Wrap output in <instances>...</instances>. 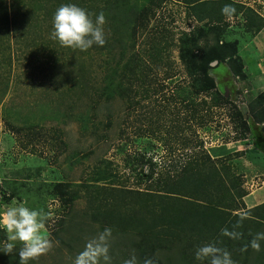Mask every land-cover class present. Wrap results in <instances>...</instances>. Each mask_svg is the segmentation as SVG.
I'll list each match as a JSON object with an SVG mask.
<instances>
[{
	"label": "rangeland",
	"instance_id": "obj_1",
	"mask_svg": "<svg viewBox=\"0 0 264 264\" xmlns=\"http://www.w3.org/2000/svg\"><path fill=\"white\" fill-rule=\"evenodd\" d=\"M11 1L0 0V206L26 201L50 213L46 231L52 247L29 264H72L87 241L103 231L104 223L116 228L109 239L111 264H124L125 253L137 252L133 241L147 233L142 232V225L160 232L169 217L180 213L171 205L176 200L147 195L146 190H160V177L168 178L166 174L173 175L190 160L208 154L216 167L226 161L243 176L246 195L263 192L264 133L250 116L249 105L264 94V76L256 79V72L252 74L244 66L245 77L235 76L238 85L232 88L227 86L234 84L232 80H223L229 76L224 64H229L212 65L218 62L214 61L210 74L228 102L214 106L210 96L199 95L187 108L178 98V87L187 85L190 77L179 59L177 41L183 32L204 23L191 16L182 0H166L148 30L138 31L135 47L130 38L131 19L125 17L128 13L122 11V21L114 26L106 17V37L122 36L127 45L121 54L114 40L118 48L111 53L118 58L123 55V60L139 52L152 63L146 55L147 42L158 29L168 36L162 58L172 66L153 69L147 79L151 80L149 86L139 81L133 86V107H127V99L116 96L108 100L106 94H99L96 104L92 102L95 90L103 92L116 79L115 73L109 74L114 62L111 53L94 47L87 51L62 47L51 36L52 21L43 10L45 0H22L15 9ZM102 1H95V8ZM234 1L252 4L248 7L255 13L229 18L224 37L249 63L258 49L248 43L258 31L249 30L252 20L247 15H264V0ZM144 3L146 0H133L128 8L139 9ZM206 42V38L200 39L202 46ZM79 68L82 83L83 77L74 79ZM167 72L171 77H166ZM145 89H149L147 93ZM235 108L248 117L250 132L244 139L235 138L237 132L241 134L233 121ZM188 139L192 142L186 146L184 140ZM244 197L238 199L235 213L248 212ZM128 222L133 232H123ZM5 239L0 231V241ZM181 246L177 241L171 249L157 250L158 260L189 264L190 257L182 254ZM196 248L194 245L193 251ZM0 264H19L18 253L0 252Z\"/></svg>",
	"mask_w": 264,
	"mask_h": 264
},
{
	"label": "trees",
	"instance_id": "obj_2",
	"mask_svg": "<svg viewBox=\"0 0 264 264\" xmlns=\"http://www.w3.org/2000/svg\"><path fill=\"white\" fill-rule=\"evenodd\" d=\"M95 1L97 2V0H88L89 3H87L84 0H75V2L94 14L103 11L105 17L110 19L113 26L115 23L122 21V16L120 15H122V11H126L128 14L125 17L131 19L130 38L133 41L132 47H135L138 31L145 32L148 30L151 19L156 16L157 10L162 7L166 0H146V3L139 9L133 8V10L128 8L133 3V0H103L96 8L94 6ZM64 2L66 0H45L46 9L43 8L45 17L49 16V20L52 21L55 9ZM182 2L189 8L191 16L198 23H204V25L189 32H183L177 41L179 59L185 68L187 77H190V82L187 85H179L178 91H180V94L178 98H181L187 108L192 106L191 103L199 95L210 96L214 106L225 104L228 100L224 94L218 91L216 81L210 74L211 63L218 61L219 65L220 62H227L235 76L245 77L243 60L239 56L236 45L226 40L224 36L229 18L237 17L246 12H255L252 8L234 0H182ZM21 3L22 0L11 1L14 9L16 5ZM225 4L233 5L236 12L231 15L223 14L221 9ZM247 17L248 20H252L248 25L250 31L255 33L264 27V20L259 17L258 19L248 15ZM212 35L213 38L210 40ZM166 37L168 36L158 29L151 41L147 42L150 48L146 50V55L153 59L152 63L142 58V54L139 52L131 54L124 60L123 55H121V58L113 55L111 52H116L115 49L118 47H120L121 54H125L127 50V45L123 43L122 36L107 38L104 46L93 45L96 50H106L107 54H112L110 61L114 62L112 67H109L111 70L109 74L115 73L116 79L111 80L104 89L102 88L103 92L99 89L95 90L92 93V102L96 104L95 99L97 97L100 98L98 95L100 94L102 97L106 94L108 100L116 96L121 99H127V107H133L136 103L133 96V86L138 81L144 87L149 86L151 80L147 79H150V72L153 69L172 66L169 62H164L165 60L162 58L164 51L168 48ZM201 38H206L207 40L204 46L200 44ZM114 40L117 41L116 45L118 47L114 46ZM81 77L83 78L79 83L84 81L82 69L79 68L74 79L78 80ZM166 77H171L168 72ZM106 81L107 79L105 78L104 82L106 83ZM83 88L88 89L87 87ZM148 90L145 89L144 91L147 93ZM202 101L204 104L206 103L205 98ZM235 109L236 114L233 121L241 129V134L237 132L235 138L237 140L244 139L250 132L248 117L239 109ZM249 109L250 116L253 117L255 123L261 124L264 130V94L256 97L249 105ZM192 112L195 113L196 110H192ZM191 142V139L184 140L186 146L190 145ZM166 176L168 178H159L160 190H146V193L147 195H159L166 199L172 198L176 200L171 202V205L180 209V213L169 217L167 223H165L169 227L168 230L165 229V224L162 225L160 232H155V228L151 229L142 225V232L147 233L138 235L140 238L133 241L132 246L137 252L135 254L125 253L123 256L124 261L135 255L138 257L137 261H139V264H144L145 260H151L152 264H163L162 261L158 260L157 250L171 249L179 241L182 243L180 249L182 254L188 258L190 257L188 259L191 260L189 264H195V262H192V260L195 261V251H193L192 247L197 241L199 244L217 241L222 234L221 230L224 228L229 230H244L247 228L248 223L246 221L249 218L246 219L244 215L235 213L238 212L236 208L238 199L241 200L246 195L244 188H242L244 183L243 176L232 171L228 162H221V166L216 167L213 158L208 154L200 158V160H190L180 170H176L175 174H166ZM86 185L89 186L91 184H84V186ZM114 195L115 193L112 196ZM262 207L264 209V205ZM262 209L260 207L250 210V213L253 212L254 216H257L256 218L261 219L257 220L259 224L264 221V213H260ZM242 216L244 217L243 220H241ZM169 220L173 225L175 224L173 227L170 226ZM238 222L239 226L237 227ZM128 223V226L124 227L123 232H133V227L130 226L131 222ZM63 224L64 220L60 223L61 227ZM103 227L116 229L113 223L111 225L104 223ZM260 228L264 229V223L261 224ZM151 235L152 238L150 237ZM248 241L250 239L242 236L236 241V245H243V248H245ZM227 243L228 246L233 245L230 242ZM246 249L250 250L251 247L249 246ZM260 254L264 255V242L262 243Z\"/></svg>",
	"mask_w": 264,
	"mask_h": 264
},
{
	"label": "clouds",
	"instance_id": "obj_3",
	"mask_svg": "<svg viewBox=\"0 0 264 264\" xmlns=\"http://www.w3.org/2000/svg\"><path fill=\"white\" fill-rule=\"evenodd\" d=\"M221 11L225 15H231L236 9L231 4H225ZM105 24L103 11L94 14L75 0H66L53 13L51 36L62 47L87 51L93 45L106 44ZM243 219L242 216L241 220ZM49 220V212L43 208L29 206L26 201L0 206V231L6 235V239L0 241V252L18 253L19 264H29V261L47 253L52 247V241L46 231ZM221 232L231 239H240L242 236L239 231L228 228L222 229ZM111 234L112 228L105 227L97 236L88 240L72 264H100L101 261L103 264H111ZM262 242L264 231H258L245 245V249L250 246L260 251ZM194 257L201 264H236L232 253L218 241L200 244L195 249ZM124 264H137L136 256L126 259ZM144 264H152V261L145 260Z\"/></svg>",
	"mask_w": 264,
	"mask_h": 264
},
{
	"label": "crops",
	"instance_id": "obj_4",
	"mask_svg": "<svg viewBox=\"0 0 264 264\" xmlns=\"http://www.w3.org/2000/svg\"><path fill=\"white\" fill-rule=\"evenodd\" d=\"M243 4H245L246 6L253 7V5L250 3H243ZM263 11H264V7H263ZM257 16H259L260 19L264 20V15L257 14ZM257 16H256V18H257ZM248 45H249V47H250V45H252V47L257 48L258 51H257L256 56L254 55L249 60V63H247L246 56L244 58L243 55H241L242 59H244L245 69L247 70L248 67H249V69L251 68L252 74H254V72H256V74H257V77H255V75H254V77L256 79L262 78V76H264V27L260 31H258V33H256V35H254L252 37V39L249 41ZM247 48H248V46H247ZM224 66L226 67L227 74L229 73V76H228V78L223 77V80L228 79L229 82H230V80H232L234 84H231V82H230V84H228L227 86L235 88L238 85L236 82V79H235L236 77H235L234 73L230 70L229 65L224 64ZM244 73H246V72H244ZM219 82L221 83V78L217 79V84H219ZM263 84L264 83H262V87H264ZM262 92L264 93V90ZM257 126L264 133L263 126L261 124H257ZM258 128L253 127V130L255 132H258ZM245 197H246V199L244 201L246 202V205H247L246 210L248 212H245L242 215H244L246 219L249 218L248 221H246V223H248L247 228L244 230H236V231H239L240 233H242V236H245L246 239L251 240L256 232L264 231L263 228H260L261 224L264 223V221H261L260 224H259V222L257 223V220H261V219L256 218L257 216L255 217L253 212L250 213V210H253L254 208H260V207H261V209L263 208L262 205H264V187H263V192L261 194H257V192L255 191V192L248 193ZM260 213L261 214L264 213V209L260 210ZM255 215H256V213H255ZM237 240L238 239H231V238L221 234L218 237L217 241L221 244V246L227 248L232 253V257L236 261V264H264V255L260 254V251H256L252 248L249 250V249L243 248L244 247L243 245L242 246H240L238 244L236 245ZM197 242L195 244L196 247H198L200 245ZM227 242H230L233 245L228 246ZM196 264H201V262L197 261Z\"/></svg>",
	"mask_w": 264,
	"mask_h": 264
},
{
	"label": "water",
	"instance_id": "obj_5",
	"mask_svg": "<svg viewBox=\"0 0 264 264\" xmlns=\"http://www.w3.org/2000/svg\"><path fill=\"white\" fill-rule=\"evenodd\" d=\"M218 64V62H214L212 65Z\"/></svg>",
	"mask_w": 264,
	"mask_h": 264
}]
</instances>
